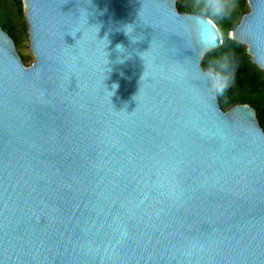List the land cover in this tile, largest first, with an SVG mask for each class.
Instances as JSON below:
<instances>
[{
	"label": "water",
	"instance_id": "obj_1",
	"mask_svg": "<svg viewBox=\"0 0 264 264\" xmlns=\"http://www.w3.org/2000/svg\"><path fill=\"white\" fill-rule=\"evenodd\" d=\"M230 36L264 72V0ZM0 27V264H264V128L225 110L176 0H23ZM211 24L212 21L210 20Z\"/></svg>",
	"mask_w": 264,
	"mask_h": 264
},
{
	"label": "trees",
	"instance_id": "obj_2",
	"mask_svg": "<svg viewBox=\"0 0 264 264\" xmlns=\"http://www.w3.org/2000/svg\"><path fill=\"white\" fill-rule=\"evenodd\" d=\"M181 12L199 14L202 3L197 0H176ZM233 7L227 16L217 21L222 44L209 51L203 59L205 70L217 79V91L222 107L227 110L233 106L246 104L252 106L264 128V72L251 61L246 45L232 39L230 34L237 27L243 15L249 11L247 0H231ZM0 27L15 41L17 48L23 50L28 40V27L25 20L23 0H0ZM227 55L230 66L221 72L216 62ZM26 64L31 56L22 55Z\"/></svg>",
	"mask_w": 264,
	"mask_h": 264
},
{
	"label": "clouds",
	"instance_id": "obj_3",
	"mask_svg": "<svg viewBox=\"0 0 264 264\" xmlns=\"http://www.w3.org/2000/svg\"><path fill=\"white\" fill-rule=\"evenodd\" d=\"M201 3L203 6L196 21V31L201 38V43L208 47L213 43L212 37L217 36V21L227 16L233 4L231 0H197L198 5ZM229 66L230 60L227 55L222 56L216 62V67L221 72L227 71Z\"/></svg>",
	"mask_w": 264,
	"mask_h": 264
},
{
	"label": "rangeland",
	"instance_id": "obj_4",
	"mask_svg": "<svg viewBox=\"0 0 264 264\" xmlns=\"http://www.w3.org/2000/svg\"><path fill=\"white\" fill-rule=\"evenodd\" d=\"M18 51L20 52L21 55L31 56V63L34 61V56L31 52L30 46H29V40H27V42L25 43L23 50L18 49Z\"/></svg>",
	"mask_w": 264,
	"mask_h": 264
}]
</instances>
